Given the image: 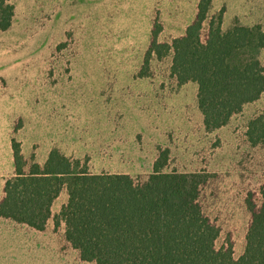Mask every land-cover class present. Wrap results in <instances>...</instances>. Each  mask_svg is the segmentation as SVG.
<instances>
[{
  "label": "rangeland",
  "instance_id": "374dc122",
  "mask_svg": "<svg viewBox=\"0 0 264 264\" xmlns=\"http://www.w3.org/2000/svg\"><path fill=\"white\" fill-rule=\"evenodd\" d=\"M198 3L12 1L11 26L0 32V173L8 172L13 142L25 165L51 147L91 173L127 174L136 183L165 153L163 173L200 177L199 205L220 229L216 246L231 244L240 254L251 220L247 201L258 208L264 189V146L244 138L248 123L264 113V96L225 129L207 132L197 86H180L171 75L172 52L145 64L153 32L157 43L170 45L195 20ZM221 12L223 31L234 24L264 29V0H213L209 17ZM206 34L207 24L203 40ZM259 59L264 63V52ZM56 240L67 252L61 231ZM42 262L58 264L32 260Z\"/></svg>",
  "mask_w": 264,
  "mask_h": 264
},
{
  "label": "trees",
  "instance_id": "16d2710c",
  "mask_svg": "<svg viewBox=\"0 0 264 264\" xmlns=\"http://www.w3.org/2000/svg\"><path fill=\"white\" fill-rule=\"evenodd\" d=\"M15 0H0V32L11 26ZM213 0H199L195 20L171 44L156 41L148 49L162 58L172 52L171 75L177 84L197 85V105L205 131L225 127L243 108L264 93V29L234 24L222 30L223 13L209 17ZM207 24V34L202 32ZM246 138L264 146V113L248 123ZM15 177L4 187L0 218L43 231L51 219V206L63 188L68 201L53 217L55 228L65 224V240L83 262L95 264H264V189L251 215L243 254L234 258L231 244L220 248V229L199 205L200 177L163 173L165 153L143 183L124 174H94L58 150L50 152L41 168L28 173L19 146L13 142Z\"/></svg>",
  "mask_w": 264,
  "mask_h": 264
},
{
  "label": "crops",
  "instance_id": "0c3cea01",
  "mask_svg": "<svg viewBox=\"0 0 264 264\" xmlns=\"http://www.w3.org/2000/svg\"><path fill=\"white\" fill-rule=\"evenodd\" d=\"M263 52L264 50L260 52L259 57L262 55ZM188 84L190 83H187L185 85ZM195 92H196L195 98H197V89H195ZM262 96H264V93L262 94ZM233 117L230 119L229 123L225 127L215 130V132H220L221 130L225 129L233 121ZM202 124H203V118H202ZM244 138L247 140L246 135L244 136ZM234 143L235 141L231 137L229 140L231 149H233L232 147ZM246 143L250 145L248 141H246ZM10 144L11 143L7 145V153L5 154L8 165V172L6 174L0 173V201H2L5 197L4 187L6 182L15 177L13 149H12V145ZM235 148L236 147H234V149ZM53 149L54 148L50 147L49 149L45 150V154L43 155L40 152L36 151L34 154L35 160L32 164H37L39 167L42 168L46 163L50 152ZM30 166L25 165L24 167L25 173H28ZM105 174H121V173H105ZM67 201H68L67 191L62 189L58 198L53 202L51 206V219L47 221L46 227L43 231L34 230L24 224L16 223L10 219L0 218V264H32L33 259L42 260V259H50V258L52 260H56V263L58 264H95L94 262L81 261L79 252L73 249L71 245L65 240L64 222L61 221L58 228H55L54 226L53 217L60 213L62 207L67 204ZM58 231L59 232L61 231L62 237L64 238L63 242L68 248L67 252H62L59 250L60 249L58 246L59 243L56 240V234L58 233ZM244 248H245V237H244L241 253L236 255L233 252L235 259H238L243 254ZM39 264H48V263L42 262Z\"/></svg>",
  "mask_w": 264,
  "mask_h": 264
}]
</instances>
